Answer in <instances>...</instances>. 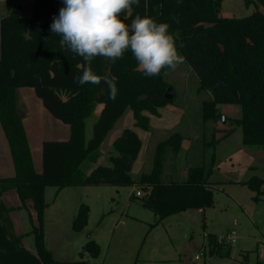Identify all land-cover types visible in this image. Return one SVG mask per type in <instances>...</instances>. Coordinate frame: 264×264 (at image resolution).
Returning <instances> with one entry per match:
<instances>
[{
    "label": "trees",
    "instance_id": "trees-1",
    "mask_svg": "<svg viewBox=\"0 0 264 264\" xmlns=\"http://www.w3.org/2000/svg\"><path fill=\"white\" fill-rule=\"evenodd\" d=\"M222 1L139 0L138 5H132L130 15L121 14V18L127 15L125 23L129 26L136 15L167 23L177 51L195 74L200 91L210 94L202 103L203 121L221 120L218 105H237L241 117L236 123L243 145L264 149V0H247L246 5L253 3L255 11L240 19L221 13ZM5 6L6 14L0 17V124L9 144L15 176L0 179V264H87L82 259L55 261L45 248L42 220L48 207L44 200L47 187L56 188L57 196L65 187L136 185L142 194L141 206L157 217L154 225L188 209L212 206L210 168L190 167L181 182L173 181L171 176L162 179L166 156H175L180 150L183 137L178 133L158 143L151 172L142 174L138 181L130 174L142 143L131 129H124L113 141L116 155L110 156L109 166H97L83 175L81 164L99 147L127 108L132 111L135 127L149 131V117L143 113L153 115L172 100L164 98L169 87L162 78L164 69L159 75L144 76L130 49L115 63L94 57L92 70L101 77L112 78L116 84L118 95L113 101L103 81L100 85L82 86L74 81L87 62L66 46L62 48V37L50 31L53 17L64 6L63 0H33L29 18L21 16V8L14 0H5ZM19 88L33 89L47 112L70 128L68 140L43 141L41 173L33 168L23 117L18 113ZM97 104L103 108L92 126L91 138L85 142V120ZM261 182L251 178L249 184L257 187ZM10 190L17 192L22 203L32 202L38 221L32 231L36 255L24 247L15 232L11 209L1 199ZM88 212L85 205L79 208L73 230H82ZM208 246L211 255H218L215 236H208ZM83 251L92 258L99 255V247L93 241L87 242Z\"/></svg>",
    "mask_w": 264,
    "mask_h": 264
},
{
    "label": "rangeland",
    "instance_id": "rangeland-1",
    "mask_svg": "<svg viewBox=\"0 0 264 264\" xmlns=\"http://www.w3.org/2000/svg\"><path fill=\"white\" fill-rule=\"evenodd\" d=\"M246 1L223 0L221 13L232 18L247 17L255 6H247ZM32 3L33 0H14L24 18L31 16ZM5 10L4 0H0V15ZM162 78L171 90L172 100L153 115L143 113L149 117V131L135 127L132 111L127 108L80 171L86 175L97 166H109V155H116L112 140L124 129H131L142 143L130 174L138 181L142 174L151 172L157 144L178 133L183 137L180 150L175 156H166L162 179L167 180L170 174L173 181H180L182 172L190 167L210 168L212 206L188 209L154 225L157 217L141 206L140 197H131L140 191L136 185L70 187L43 215L45 248L58 262L82 259L87 264H264V149L243 145L236 123L241 116L237 105H218L221 120L203 121L202 103L210 94L200 91L195 74L185 62L175 70L164 69ZM102 108L97 104L85 120V142L91 138L92 126ZM150 133L153 137L148 143ZM251 178L262 182L251 186ZM44 193L47 203L55 200L56 188L47 187ZM82 205L89 210L87 222L82 230L75 231L72 223ZM12 218L17 216L13 214ZM32 220L33 231L38 226L36 215ZM24 224L31 229L28 217ZM26 232L17 230V235L24 247L36 255L35 235ZM231 232H235L233 244L226 240ZM210 235L217 238L218 255L210 254ZM89 241L99 247L97 258L83 251Z\"/></svg>",
    "mask_w": 264,
    "mask_h": 264
},
{
    "label": "clouds",
    "instance_id": "clouds-1",
    "mask_svg": "<svg viewBox=\"0 0 264 264\" xmlns=\"http://www.w3.org/2000/svg\"><path fill=\"white\" fill-rule=\"evenodd\" d=\"M59 15L53 17L50 31L61 36L60 46L83 58L87 67L74 77L78 85L108 86L109 99L115 101L118 89L112 78L97 75L91 66L94 57L115 63L130 49L138 70L146 77L163 69L175 70L184 62L177 51L167 23L136 15L131 25L125 23L133 4L139 0H63Z\"/></svg>",
    "mask_w": 264,
    "mask_h": 264
},
{
    "label": "crops",
    "instance_id": "crops-1",
    "mask_svg": "<svg viewBox=\"0 0 264 264\" xmlns=\"http://www.w3.org/2000/svg\"><path fill=\"white\" fill-rule=\"evenodd\" d=\"M4 4H5V0H4ZM1 12L3 13V15H0V17L2 18L6 14V10L4 12L3 11ZM17 96H18V103L20 106V110L23 114L22 122H23L24 130H25L27 142L29 145L30 153H31L33 168L35 172L41 173L42 172V151L41 150H42L43 141L68 140L70 138V128L68 125L63 124L62 122L53 118L47 112V110L43 107L41 102L36 98L33 89L19 88L17 90ZM239 110L241 113L240 107H239ZM152 137H153L152 133L148 134V141L150 140L148 143H151ZM116 138L117 137H115V139ZM113 141L114 139L111 142L112 149H113V146H112ZM109 156H112V155H109ZM85 161L81 164L80 168L84 165ZM81 173L85 175L83 172ZM186 173L182 172L180 182L186 178ZM167 175L171 176L170 174H167ZM14 176H15V168H14L11 151H10L9 144L6 139L5 133L3 131V128L0 124V179L13 178ZM68 188L70 187L63 188L57 194V196L55 195L54 197L55 200H53L51 203H47L45 201L48 207L44 211V216H45L46 211L55 204V201L58 200L60 195L65 191V189H68ZM72 188H77V187H72ZM1 199L5 203V205L11 209L10 217L13 221L16 234H17V230H19V232L26 230L28 231V233L26 232L25 234H30L32 232V227H33L32 219L35 216L32 202L30 200H25L22 203L15 190H10L8 192H5L2 195ZM76 210L77 209H75V212H77ZM75 212L74 214H76ZM13 214L14 216H17V219L12 218ZM25 217L29 218V221L31 223V229H28L25 227V224H24Z\"/></svg>",
    "mask_w": 264,
    "mask_h": 264
},
{
    "label": "water",
    "instance_id": "water-1",
    "mask_svg": "<svg viewBox=\"0 0 264 264\" xmlns=\"http://www.w3.org/2000/svg\"><path fill=\"white\" fill-rule=\"evenodd\" d=\"M16 96H17V92H16ZM164 98L167 99V100H171L172 99V93H171L170 88H168L167 91L165 92ZM17 109H18L19 115L21 117H23V114H22V112L20 110V106H19V103H18V96H17ZM222 121L224 122V118H222Z\"/></svg>",
    "mask_w": 264,
    "mask_h": 264
},
{
    "label": "built area",
    "instance_id": "built-area-1",
    "mask_svg": "<svg viewBox=\"0 0 264 264\" xmlns=\"http://www.w3.org/2000/svg\"><path fill=\"white\" fill-rule=\"evenodd\" d=\"M141 195H142V194H141L140 191H135L134 194H131V197H132V196H133V197H140ZM234 236H235V232H231V234L227 236L226 240L228 241V243H231V244L234 243V241H235ZM200 255H202V254H200ZM196 259H197V257H196Z\"/></svg>",
    "mask_w": 264,
    "mask_h": 264
}]
</instances>
